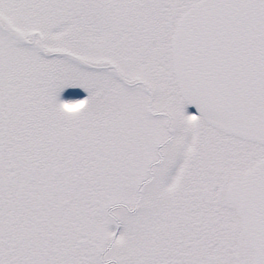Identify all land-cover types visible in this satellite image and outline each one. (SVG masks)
Instances as JSON below:
<instances>
[{"label":"snow or ice","instance_id":"6c2138e0","mask_svg":"<svg viewBox=\"0 0 264 264\" xmlns=\"http://www.w3.org/2000/svg\"><path fill=\"white\" fill-rule=\"evenodd\" d=\"M0 264H264V0H0Z\"/></svg>","mask_w":264,"mask_h":264},{"label":"water","instance_id":"95a60500","mask_svg":"<svg viewBox=\"0 0 264 264\" xmlns=\"http://www.w3.org/2000/svg\"><path fill=\"white\" fill-rule=\"evenodd\" d=\"M188 110L191 112V113H195L196 112V108L194 106H189L188 107Z\"/></svg>","mask_w":264,"mask_h":264},{"label":"rangeland","instance_id":"374dc122","mask_svg":"<svg viewBox=\"0 0 264 264\" xmlns=\"http://www.w3.org/2000/svg\"><path fill=\"white\" fill-rule=\"evenodd\" d=\"M187 111H188V113H190L191 114V112L187 109Z\"/></svg>","mask_w":264,"mask_h":264}]
</instances>
